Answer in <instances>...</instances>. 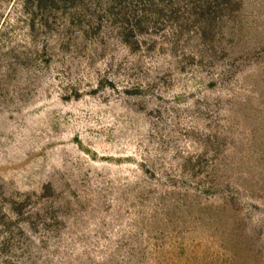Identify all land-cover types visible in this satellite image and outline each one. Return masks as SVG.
<instances>
[{
  "label": "rangeland",
  "instance_id": "rangeland-1",
  "mask_svg": "<svg viewBox=\"0 0 264 264\" xmlns=\"http://www.w3.org/2000/svg\"><path fill=\"white\" fill-rule=\"evenodd\" d=\"M0 264H264V0H0Z\"/></svg>",
  "mask_w": 264,
  "mask_h": 264
}]
</instances>
